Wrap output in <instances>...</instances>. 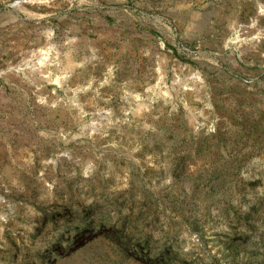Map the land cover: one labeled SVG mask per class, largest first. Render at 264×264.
<instances>
[{"label": "rangeland", "instance_id": "1", "mask_svg": "<svg viewBox=\"0 0 264 264\" xmlns=\"http://www.w3.org/2000/svg\"><path fill=\"white\" fill-rule=\"evenodd\" d=\"M0 264H264V0H0Z\"/></svg>", "mask_w": 264, "mask_h": 264}]
</instances>
